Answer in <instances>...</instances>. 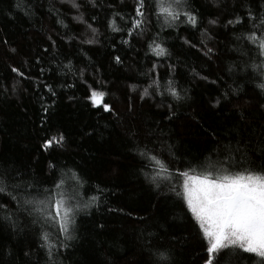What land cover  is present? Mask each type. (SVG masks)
<instances>
[{"label": "trees", "instance_id": "1", "mask_svg": "<svg viewBox=\"0 0 264 264\" xmlns=\"http://www.w3.org/2000/svg\"><path fill=\"white\" fill-rule=\"evenodd\" d=\"M105 3H113L117 11L125 14L133 12L134 0ZM191 3L199 9L202 25L194 29L182 24L162 31L158 25L153 27L151 32L160 31L162 46L171 54L156 57L147 47V34L131 38V47L120 42L128 37L107 28L110 10L84 12L88 23L100 33L99 43L87 45L80 41L91 38V33L85 24L71 19L77 13L70 5H62L59 0H0V170L13 174L18 171L24 180L38 187H50L64 174L72 183L70 177L75 173L85 202L99 196L98 207L94 205L77 217V238L69 242V248L61 249L55 257L57 264H147L149 241L154 246L171 248L175 264H204L206 242L202 233L186 204L170 191L182 180L174 177L171 183L161 182L157 189L140 172L143 162L136 146L162 147L165 159L183 171L188 167L186 162L204 161L215 147L214 141L202 132L201 124L216 128L222 137H230L240 127L238 112L244 113L253 128L264 123V110L260 108L264 91L256 87L261 82L257 74L245 67L251 61L243 53L251 46L235 40V36L248 30L247 26H223L234 14L244 15L243 11L232 7L233 0H223L221 8L212 7L211 0ZM252 6L255 8V3ZM50 8L62 13L60 18L68 24L67 29L55 23ZM92 15L97 16L96 22L88 20ZM217 17L219 26L208 25L209 19ZM202 29L214 38L208 43L217 53L211 59L179 39L186 37L200 48ZM49 35L56 41L55 47ZM70 36L77 39L69 41ZM116 55L123 64L114 62ZM251 55L255 58L254 53ZM69 61L71 71L65 67ZM153 64L158 65L161 91L166 81L173 79L178 88L187 90L186 100L175 102L167 94L139 99L143 88L155 78L149 71ZM169 65L175 67L174 73H169ZM13 67L27 78L12 72ZM192 69L207 76L208 81L196 77ZM96 80L106 82V86L100 88ZM212 80L218 83H210ZM44 84L52 85L55 97ZM132 84L138 86L137 91H131ZM227 85L237 88V94L213 107ZM89 86L105 91L103 103L118 115L93 106L88 99ZM168 104L176 113L171 120L166 118ZM42 106H49L47 113ZM42 118L46 119L43 126ZM61 132L64 146L45 152L41 148L44 139ZM169 146L178 158L175 161L167 154ZM50 163L56 165L55 169L49 168ZM177 191L182 189L177 187ZM113 208L132 215L109 211ZM101 224L103 228L98 227ZM39 243L30 228L14 233L0 221V264H31L23 256L25 251L32 252V262L39 257L40 264H44L45 253L38 248ZM240 264L251 261L245 258Z\"/></svg>", "mask_w": 264, "mask_h": 264}, {"label": "snow or ice", "instance_id": "2", "mask_svg": "<svg viewBox=\"0 0 264 264\" xmlns=\"http://www.w3.org/2000/svg\"><path fill=\"white\" fill-rule=\"evenodd\" d=\"M117 2L122 4L123 0H117ZM222 2L223 0H211L214 8H221ZM59 3L70 5V9L77 13L71 19L85 24L90 31L91 38L86 37L80 43L87 45L99 43V29L93 27L92 23H88L84 12L89 9L110 10L111 14L106 17L107 28L113 33H121L122 36L128 37L122 38L120 42L131 47V38L140 39L147 34L149 36L146 41L147 47L156 57H170L171 54L162 46L160 31L151 32L153 27L158 25L162 31L164 28L177 29L183 24L196 29L203 23L199 9L193 6L191 0H134L133 12L130 14L117 11L113 3L106 4L105 0H59ZM253 3L256 5L255 8L252 6ZM16 7L19 5L17 4ZM232 7L243 11L244 15L234 14V18L228 19L223 26L226 28L236 25L247 26L248 30L235 36V40L251 46L247 53H243L248 55L251 61L245 67L257 74L261 82L256 87L264 91V0H250V2L249 0H233ZM49 11L53 12L51 8ZM25 14L28 13L25 12ZM53 15L56 17V24L65 29L69 27L60 18L62 13L57 10L53 12ZM88 20L96 22L97 16H89ZM207 23L213 27L219 26V18L209 19ZM201 36L203 39L199 41L200 48L186 37H179V39L188 47L202 51L205 57L211 59L217 54L215 48L208 46L214 38L207 29L201 30ZM76 39L75 36L68 37L69 41ZM48 40L55 47L56 41L52 35L48 36ZM4 43L6 44L7 40ZM112 47L115 48V45ZM252 53L255 54V58H252ZM113 60L116 64H123L119 55L114 56ZM65 67L71 71V61ZM157 67V64H153L149 70L155 78L143 88L139 99L143 101L145 97L152 98L153 95L163 97L167 94L175 102L186 100L187 90L178 88L173 79H168L161 91ZM11 71L22 78H27L24 72L15 67ZM192 71L199 79L208 81L207 76H200L195 69ZM228 71L231 72L232 68L230 67ZM174 72L175 67L169 65V73ZM80 75L82 78L83 70ZM96 83L100 88L106 86V82L100 80H96ZM210 83L216 85L218 81L212 80ZM44 87L53 97L56 96L51 84H44ZM129 87L133 92L138 88L135 84ZM100 88L89 86L88 99L92 101L93 106L102 107L104 111L118 115L109 104L103 103L107 93ZM149 89L152 91L150 92ZM237 92V88L227 85L220 96L215 98L213 107L219 106L222 100L228 101L230 95H236ZM165 106L168 108L166 118L171 120L176 115L173 105ZM260 108L264 110V104H261ZM48 110L49 106H42L44 113ZM131 110L130 105L129 111ZM238 119L240 127L236 129L235 135L230 137H222L216 128L204 127L201 124L202 132L214 141L215 147L212 154L204 161L186 162L188 167L183 171L172 166V163L165 159V150L162 147L150 148L147 144L143 147L139 144L136 146L137 155L143 162L140 172L157 189L161 187V182L171 183L174 177L182 180V183L172 186L170 191L186 204L187 210L202 233L206 242L204 264H240L245 258L251 261V264H264V123L253 128L247 122L243 112H238ZM45 122L46 119L42 118L41 125L43 126ZM196 123L199 124L198 119ZM224 139H227L228 143H223ZM64 143L65 136L61 132L57 136L46 137L41 148L47 152L49 149L62 148ZM167 154L172 157V161L178 159L171 153V146L168 147ZM213 156L215 159L212 158ZM55 167L56 165L49 164L50 169ZM198 169L200 171H197ZM66 176L67 174L57 177L51 182L50 187H38L35 183L24 180L18 171L13 174L7 169L0 170V221L6 222L14 233L22 232L25 228L33 230L40 241L38 248L45 253L44 264H57L55 257L61 254V249L69 248V242L77 238V217L90 207L99 206V196H92L85 202L82 193L78 190L81 187L80 179L75 173L70 177L72 183H69ZM177 187L182 191H177ZM109 211L132 215L130 212L125 213L122 208H113ZM135 218L144 219L143 217ZM98 227L103 228L104 225L101 224ZM153 248H155L154 251ZM172 253L171 248L154 246L149 241L150 259L147 264H175ZM244 254L249 255L245 257ZM23 256L31 264H40L39 257L36 261H31V251H25Z\"/></svg>", "mask_w": 264, "mask_h": 264}]
</instances>
